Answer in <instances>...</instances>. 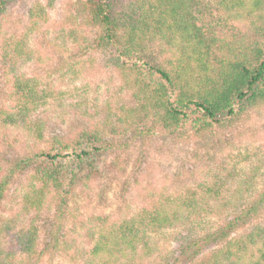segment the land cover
Returning <instances> with one entry per match:
<instances>
[{
    "label": "trees",
    "instance_id": "16d2710c",
    "mask_svg": "<svg viewBox=\"0 0 264 264\" xmlns=\"http://www.w3.org/2000/svg\"><path fill=\"white\" fill-rule=\"evenodd\" d=\"M3 3L0 0V6ZM83 6L86 17L99 29L93 38H85V47L113 50L114 65L145 112L143 118L140 115L144 128H136L135 133L143 135L145 142L153 141L156 133L161 138L202 136L241 118L250 107L264 104V0H83ZM246 19L252 23L249 34L230 24ZM156 45L159 51L153 49ZM20 49L15 47L21 54ZM19 81L13 82L11 97L18 102L15 115L22 116L28 113L23 107L38 105L46 96ZM54 95L58 102L65 101L61 91L55 90ZM125 111L122 106L118 122L128 130L132 124L127 125L130 112ZM109 122L106 118L102 123ZM37 126L27 125L29 135L43 139L44 128ZM94 127L53 134L48 147L38 146L34 154L18 157L0 180V200L17 171L33 167L34 181L22 204L37 215L46 202L56 199L55 216L61 222L68 219L74 208H70L72 197L85 192L81 181L94 180L99 173L94 155L128 149V144L107 136V127ZM67 158L76 160L78 167L66 169L62 160ZM121 165L118 159L109 171ZM226 184L216 179L201 183L202 191L186 187L156 192L132 214L116 220L98 217L101 224L96 232L88 227L93 235L85 249L87 264H146L158 244L155 238L166 231L175 232L177 247L165 264H264V214L244 234L231 237L261 215L264 187L250 202L226 207L231 198L224 195ZM231 196L234 201L241 198ZM215 214L224 218L214 224L210 218ZM7 224L0 229L5 235L0 264H16L19 254L40 260L49 251L69 249L60 226H51L48 240L39 247L35 223L13 230V237L7 236ZM209 247L213 248L208 255H200Z\"/></svg>",
    "mask_w": 264,
    "mask_h": 264
},
{
    "label": "rangeland",
    "instance_id": "374dc122",
    "mask_svg": "<svg viewBox=\"0 0 264 264\" xmlns=\"http://www.w3.org/2000/svg\"><path fill=\"white\" fill-rule=\"evenodd\" d=\"M83 7V0H4L0 6V180L18 157L34 154L38 146L48 147L53 134L68 135L79 127L104 126L109 138L128 144L127 152L105 150L94 155L99 173L94 180L81 181L80 189L85 192L72 197L70 208H74L63 222L55 216L56 199L46 202L40 214L27 210L22 202L34 181L33 167L17 171L0 200V229L8 223L7 236L13 237V230L35 223L38 246L42 247L51 226H60L62 240L67 241L69 249L52 254L49 251L40 260L19 254L16 264H87L90 259L85 249L93 235L88 227L96 232L100 216L116 220L132 214L146 200L151 201L149 197L156 192L186 187L202 191L201 183L221 179L227 181L222 188L224 195L231 197V206L226 207H234L250 202L264 187V104L250 107L241 118L202 136L161 138L156 133L153 141L145 142L143 135H135L139 131L136 128H144L140 115L143 118L145 112L140 98L132 87L125 86L123 73L114 65L113 50L85 47V38H93L99 29L86 17ZM230 24L237 31H253L248 19L231 20ZM15 47L22 49L21 54ZM153 49L161 48L156 45ZM19 80L46 96L38 105L23 107L28 113L22 116L15 115L18 102L11 97L13 82ZM55 90L63 93V103L56 99ZM122 106L126 107L125 113L130 112V116L126 115L127 125L132 124L128 130L118 122ZM106 118L109 124L102 123ZM29 124L42 125L43 139L29 135ZM118 159L121 168L109 171ZM62 162L68 170L78 167L76 160L67 158ZM232 194L241 198L234 201ZM263 214L264 208L259 217L231 237L261 222ZM223 218L215 214L210 219L215 224ZM174 233L166 231L155 238L158 244L146 264L166 263L169 253L177 247ZM4 236L0 233V252L5 248ZM212 248L200 255H208Z\"/></svg>",
    "mask_w": 264,
    "mask_h": 264
}]
</instances>
